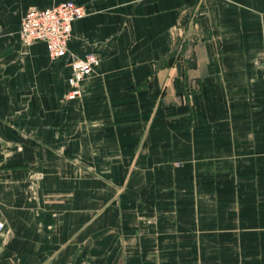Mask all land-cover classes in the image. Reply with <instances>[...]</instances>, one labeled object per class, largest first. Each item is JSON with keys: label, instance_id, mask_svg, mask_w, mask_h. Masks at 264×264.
Masks as SVG:
<instances>
[{"label": "crops", "instance_id": "crops-1", "mask_svg": "<svg viewBox=\"0 0 264 264\" xmlns=\"http://www.w3.org/2000/svg\"><path fill=\"white\" fill-rule=\"evenodd\" d=\"M64 1L52 60L19 24ZM192 4L207 37L173 47ZM0 222L6 259L264 264V0H0Z\"/></svg>", "mask_w": 264, "mask_h": 264}, {"label": "built area", "instance_id": "built-area-1", "mask_svg": "<svg viewBox=\"0 0 264 264\" xmlns=\"http://www.w3.org/2000/svg\"><path fill=\"white\" fill-rule=\"evenodd\" d=\"M83 15V8L71 1L44 9L30 8L20 21L17 35L24 45L43 43L50 59H60L67 52L72 23L81 19ZM96 65L97 61L92 54L69 62L70 72L65 83L66 100L79 98L82 83Z\"/></svg>", "mask_w": 264, "mask_h": 264}, {"label": "rangeland", "instance_id": "rangeland-1", "mask_svg": "<svg viewBox=\"0 0 264 264\" xmlns=\"http://www.w3.org/2000/svg\"><path fill=\"white\" fill-rule=\"evenodd\" d=\"M199 20H200V13H199L198 7L195 4L189 5L180 11L179 20L175 26V31L173 32V35H172L173 36V41H172L173 47H175L177 43L186 44L189 47H192L196 42L203 40L207 37L205 33L200 31ZM181 51H182L181 48L177 47V48H174L172 52L174 54H178L177 56L180 59ZM188 61H191V56L189 57ZM38 180H39L38 178H31L30 181L37 182ZM34 196L37 197V193L35 189L30 190L29 197L34 198ZM3 251H4V245H0V264H55V262L56 263L61 262V260L55 261L54 259H43V258L6 259L4 257L5 254ZM34 254H38V252L36 251L34 252Z\"/></svg>", "mask_w": 264, "mask_h": 264}, {"label": "trees", "instance_id": "trees-1", "mask_svg": "<svg viewBox=\"0 0 264 264\" xmlns=\"http://www.w3.org/2000/svg\"><path fill=\"white\" fill-rule=\"evenodd\" d=\"M178 54H174L173 52H172V54H170L169 56H168V59H167V62L165 63V65L167 66V65H171L172 64V62H173V60H176V59H178V56H177ZM173 59V60H172ZM193 66V62L192 61H189L188 62V64L186 65V68L187 67H192Z\"/></svg>", "mask_w": 264, "mask_h": 264}]
</instances>
